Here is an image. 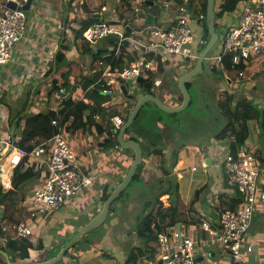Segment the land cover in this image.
Listing matches in <instances>:
<instances>
[{
  "label": "crops",
  "instance_id": "crops-1",
  "mask_svg": "<svg viewBox=\"0 0 264 264\" xmlns=\"http://www.w3.org/2000/svg\"><path fill=\"white\" fill-rule=\"evenodd\" d=\"M5 1L6 0H0V3H4ZM16 1L19 2V4H24L26 2V0ZM77 1L78 0H32L30 9L26 11L28 16L27 31L16 46L12 61L7 66H0V136L4 129L8 128L12 135H16L15 138L17 142L22 143L25 146H31L35 143H41L43 140L50 138L53 135L55 129L51 125L52 117L49 116V110L52 109V104L49 103V106H32V114L39 115L38 113H48L46 117L40 116L37 117L35 121L31 122H28V119L26 118L12 122L4 99L12 101L11 99L14 100L18 97L19 92L23 95L22 97L24 100L22 102H26V97H29L30 100L37 84L50 77H53V80L58 84H63V80L55 73L53 64L55 56L51 59L50 56L53 53L50 52H53V46L55 44L59 43L61 45L63 37L71 36V29H68L67 21L71 19V6L72 4H76ZM192 2L195 10L197 12H202L201 0H192ZM105 6L110 11V7L108 5ZM103 8L104 6L100 11H103ZM154 11H156L155 6L149 8V10L146 9L149 16L159 17V20L165 22L166 25L173 24L172 11L166 12L164 16L154 13ZM1 13L2 10L0 8V15ZM107 14L108 12H105L104 16H107ZM236 14L235 10L233 13H226L223 18L220 19L219 28L221 36L225 25L235 22ZM199 33L202 34V29ZM147 42L148 39L146 36V43ZM83 44L84 42L80 39L77 47L74 46L68 54L71 56L72 60L81 62L86 68L88 74L92 69V72L90 73V75H92V73H94V67H90L89 64V61L92 60L91 56L88 55L89 57H87V55L80 54L77 50V48ZM58 52H56L55 55ZM147 56H149V54H147ZM159 60L162 67L160 66L159 71L153 74H155V79L158 78L162 80L160 86H156L154 83L151 90L152 92L145 93L138 88L137 82L133 83L137 86L135 89L132 88L135 92H131L128 84L125 83L128 87L127 94H124L121 89V91L114 97H116L117 100L119 97H123V102L125 103L128 101L130 104V110L131 108H134L136 102L144 94L158 96L171 107L181 105L183 102V96L178 88L179 77L190 71L194 67H192V64L195 65L197 60L187 61L179 56L165 54H161ZM88 67H90V70ZM228 69L230 68L225 67L217 71H224L226 75ZM217 71H210L208 65L205 64L204 70L201 73L204 77L203 81H197L196 78L195 82L188 84H191V87H189L191 95L192 88L194 90L202 88L205 93L206 91L209 93V89H214L219 86V82H221L222 79L217 78L220 80L217 81L211 77H216L215 73ZM26 72H29L31 75L29 76ZM25 73L26 76L22 79L21 76ZM36 74H41V77L39 78ZM225 77L227 78V75ZM66 90L68 95L65 98L64 104L69 107L73 104L74 95L72 96V94L74 93V86L70 85ZM26 92L29 93V95H27ZM25 94L27 96H25ZM129 95L134 96V98L129 97ZM214 95L215 92L210 98L214 97ZM114 97H109V101L104 103V111L95 113L94 125L91 129L84 130L88 125L87 114L89 111H87V109L78 112L76 111L72 115L68 114L69 126L68 132H66L67 140L78 153L80 161L84 162L85 166L94 173L95 184L97 182L99 186L104 185L101 198L106 186H109V184L111 186L112 184L114 186L112 188L113 190L125 178L134 160V152L131 149L130 151H127L125 148L120 147L119 144L111 148L105 147V133L102 131H106L105 123L107 122V119H110L115 115L123 118L121 114L123 111L114 108ZM89 101L91 103L87 105H94L93 100L89 99ZM191 105L192 101L190 106L182 112L166 113L160 110L154 103H148L144 107V123L147 130L160 136L161 143L157 145L162 150V154L161 157H158L156 160L163 158L167 167L174 166L172 175L177 178L179 197L184 202L185 206L187 205L188 199L193 198V200H195L197 192L202 190L203 187H206L204 192L199 195L198 200H196L193 212L190 213L188 211L184 216L186 219L184 226L190 233H192L197 239L199 246L202 250L206 251L210 257L221 264H228V254L225 253L217 243L211 241L208 238L207 233L201 231L197 227L202 219L217 222L221 211V205L225 208H229L232 204L231 198L234 196V191L228 188L223 181L217 167V159L215 155L217 150L229 148L228 140L219 141L216 140L215 137L225 126L226 119L222 116L221 112V117L217 124L213 119L207 120L204 117L202 119L198 110L190 108ZM75 107L71 109V111L75 110ZM112 111H116V113L111 114ZM96 116H99V119H97ZM111 124L113 125L112 122ZM209 126L211 128H208ZM80 130L84 131L76 133ZM125 138L126 140L132 139L129 134H127V131ZM249 140L250 139L248 138L246 147H249ZM207 142H211L213 145L212 149L215 150L209 152L211 163L207 168L202 167V170H199L193 165L191 173L188 172L187 169L193 162V159L197 158L199 155L201 163H205L200 146ZM253 143L256 150L259 151L260 157L258 159L259 163L257 164L262 176H264V140H262L257 128ZM1 149L2 145L0 146V150ZM174 153L178 154V161L176 164L173 158ZM154 159L155 157L151 155L146 158L145 162L143 160L142 164H144V169L141 174V181L139 182V180H137L140 185H148L147 188L154 186L163 176L162 172L158 169V166L154 163ZM34 171V175H32L17 192V202L9 207L8 210L6 209L7 211L4 209L0 210V224L5 221H18L19 219L16 217L19 215L20 209L24 208V200H27L33 191L43 183L47 174L45 165L39 164V168L34 169ZM22 176H29V173H25ZM94 186L85 192V194L74 198L67 206L61 208L62 210L59 209L60 211L57 210L53 214L41 218V220L46 219L48 221L50 224V231L46 234L44 231L40 232L36 229V235L31 237V239H34H32L33 246L29 249V262L47 260L48 258L55 256L66 240L79 227L99 213L97 210H94L91 214H86L84 210L87 206L86 204H82L86 194L89 192L92 193ZM135 191L133 197L139 196V190ZM166 197L168 198V196ZM133 203L130 202L124 205L121 212H123L122 215L125 216H123L121 220L119 218H117L116 221L115 219H112L110 225L107 226L105 234L102 235V237H99L98 241L94 240L95 249L93 251H82L78 254L76 248H74L68 252L69 254L67 253L64 261L60 264H125L130 253L125 249V243L129 245V247H127L130 251L133 247L139 246L143 243V240L138 238L136 234L133 235L134 238L133 236L126 238V234L124 233V230H126V228L128 229L131 224H136V221L130 222L132 218L129 219V215H132L136 209L134 204L137 205V203ZM189 207L187 208L189 209ZM81 214H83V216ZM74 215H81L80 217L83 218L76 219L75 221H79L76 225H73V222H70V220L74 218ZM39 237H42L43 239L41 242L37 240ZM132 238L136 240H134L135 244H133ZM139 240L140 243L138 242ZM249 241H253L257 244L259 250L256 255H253L255 260H250L251 256H249L246 264H264V200L261 198L257 200L255 215L248 236L246 237L245 246ZM8 248L9 246H4L0 241V264H15L12 262L11 256L16 254V251L13 252ZM53 252L54 254H52ZM243 252H245V247H243ZM77 255L79 257L76 258ZM114 255L122 256L123 261L115 262V260H111L114 259Z\"/></svg>",
  "mask_w": 264,
  "mask_h": 264
},
{
  "label": "built area",
  "instance_id": "built-area-1",
  "mask_svg": "<svg viewBox=\"0 0 264 264\" xmlns=\"http://www.w3.org/2000/svg\"><path fill=\"white\" fill-rule=\"evenodd\" d=\"M8 1L0 3L1 67L12 61L16 46L27 31L28 22L26 11L8 7ZM154 2L157 4L156 0ZM144 5H148L144 0H133L130 7L122 4L121 9L113 7L109 11L104 6L103 11L108 12L107 16L101 17L99 23L83 32L82 41L94 46L91 59L94 62L93 72H100L97 84L101 86L102 94L110 98L121 91L122 84L137 83L139 77L146 78L157 73L161 54L196 61L205 44L206 40L199 31L206 16L195 10L192 0L163 2L166 12H173L171 25H166L155 16L149 22L150 16L146 9L149 10L151 6ZM126 8H131L130 12H126ZM236 13L235 22L225 25L218 45L206 58L210 71L227 67L228 61L230 69L239 73V65H248L252 58L264 56V0H243ZM120 14L123 16L120 17ZM110 35H116L118 43L109 48L112 55L105 64V59L99 55L97 44ZM60 47L59 43L53 46L51 59ZM119 61L123 63V68L118 66ZM26 73L21 76L22 79ZM242 73L244 72L239 74ZM36 76L40 78L41 74ZM51 78L53 77L49 79ZM154 83L160 86L162 80L157 78ZM62 85L57 83L58 89L51 94L50 101L56 117L51 118L55 131L50 138L28 151L20 146L8 128L0 136V189H13L16 170L26 159L46 167L47 174L43 183L24 204L32 219L41 220L42 217L53 214L95 185L94 173L80 161L66 136L69 112L80 102L91 103L85 94L92 86L85 90L82 80L78 79L74 86L73 104L67 107L64 101L68 92ZM96 118L99 119V116ZM111 122L116 128L124 125L123 118L118 115L113 116ZM212 147L211 144L209 152L215 151ZM215 155L223 181L234 193L241 194L242 198L235 209L221 205L217 222L202 219L197 227L228 254V264H246L247 258L256 255L259 250L253 241L247 242L246 246L245 243L257 200H264V176L258 167L255 150L246 147L232 154L228 148L217 150ZM202 165L203 168L208 167L205 163ZM36 225V222L31 224L26 220L2 222L0 241L4 246H9L12 241L34 237ZM176 226L165 227L157 232L154 245H151L153 250L143 247L132 264H221L206 251L199 249L197 239L185 226L182 230Z\"/></svg>",
  "mask_w": 264,
  "mask_h": 264
},
{
  "label": "trees",
  "instance_id": "trees-1",
  "mask_svg": "<svg viewBox=\"0 0 264 264\" xmlns=\"http://www.w3.org/2000/svg\"><path fill=\"white\" fill-rule=\"evenodd\" d=\"M91 4L95 3V0H89ZM133 0H109L108 6L111 8L116 7L118 9L122 8V4L125 6L128 5L130 7V3ZM243 0H216V27L219 28L220 19L226 13H233L239 3ZM202 3V12L207 15V0H201ZM147 6V5H146ZM86 9V16L81 19L77 24L69 23L67 21L68 29H71L72 36H65L61 40V48L59 52L55 55L53 59V64L55 68V73L63 80V86L67 88L71 86H75L78 79L82 80V84L84 89L86 90L88 87H91L86 92V97L94 101V105L90 106L83 102H80L75 108V110L70 111L69 115H72L76 111L86 110L89 111L88 116V125L84 128V130L91 129L94 125V117L96 112H102L105 110L103 108L104 103L109 101V97L103 95L101 92V86L97 84V80L100 76V72H94L90 75L86 72V68L84 65L77 61L72 60L71 56L68 54L73 47H77L78 41L82 39L83 32L89 28L91 25L100 22V14L96 13L94 9L90 8L88 4L84 5ZM103 5L99 6V10H101ZM131 8H126V12H130ZM123 13V12H122ZM123 15L120 14V17ZM202 35L206 40L205 44L202 45L201 49H203L210 38L207 26V20L205 19L202 23ZM118 43V37L116 35H110L107 38L98 42V50L99 55L105 59V64L109 62L112 53L109 48ZM93 47L91 44L84 43L79 48H77L78 52L83 55H87V57L91 56ZM89 55V56H88ZM118 66L123 68V63L119 61ZM161 66V63H160ZM162 67V66H161ZM227 67H229V62L227 61ZM239 73L244 72L248 74L249 80L258 81L260 77L264 75V56H259L256 58H252L248 65H239L238 67ZM231 70V69H230ZM238 73V75H240ZM216 77L219 79H223L225 81H229L225 76L224 71H217L215 73ZM155 74H150L147 78H144L141 83L138 84V88L145 93H151L152 88L154 86V78ZM240 77V76H239ZM241 79V77L239 78ZM239 81V80H238ZM245 82V80H240ZM191 87V84L188 85V88ZM257 86L253 88L256 89ZM57 82L51 79H45L37 84V87L34 89L32 96L29 100V97H26V102H18L16 100L11 99L12 101L5 100V103L9 110L10 120L16 121L21 119H28V122L35 121L37 117L48 115V113H38L39 115L32 114L31 109L34 105L41 106H49L51 94L53 91L57 90ZM128 96V95H127ZM134 98V96H130ZM217 98V104L220 109L222 116L226 119V124L223 129L217 134L216 140L229 141V151L232 154H236L239 149L246 148L247 140L250 136V126L254 124L257 126L259 130V134L264 140V106L258 104L255 101L254 97H249L246 94L242 93L240 95H235L230 92H219L215 94ZM29 100V101H28ZM31 101V102H30ZM30 102V103H29ZM152 104V103H149ZM70 107V106H69ZM129 110L125 117L123 116L124 124L127 121L131 111ZM145 117V108L142 109L137 119L134 121L132 126L127 130V134H129L130 138L136 140L143 151V160L146 161L147 157L153 155L155 157L154 163L158 166V169L162 172L163 176L159 180L160 184L165 186H160L157 193L153 196H149L146 199L145 206L143 209L144 215L137 222L135 234L138 238L143 240V243L139 246H135L130 251L128 258L125 264H132L137 257V254L142 251L143 247L146 249L153 250V247L150 245L151 242H155L157 232L161 231L165 227L176 226L178 224H184L186 219L185 215L189 211L190 213L194 210V204L196 200H198L199 195L204 192L206 187H203L202 190L197 192L195 200L191 202V206L189 209L185 206L184 202L179 197V186L177 183V178L172 175L171 168L165 165V161L163 158L160 160H156L158 157H161L162 150L158 147L157 144L161 143L160 136L158 134H153L151 131L146 129L144 123ZM112 118V117H111ZM110 118V119H111ZM110 119H107L105 123L106 131L105 133V147L111 148L118 144V134L120 132V128L114 127ZM84 130H80L76 133H80ZM15 134L13 135L14 139ZM17 141V140H16ZM19 143V142H18ZM20 146L26 150H31L39 143L32 144L31 146H25L22 143H19ZM130 151V149H126ZM177 153L173 154V158L175 160V164L178 161ZM39 168V163H33L30 160L26 159L22 163V165L16 170L15 178H14V186L13 189L5 191L3 188L0 189V210L4 209L8 210L9 207L13 206L17 200V192L20 190L21 186L27 182V180L34 175V169ZM144 169V164L138 168L136 176L132 180L131 184L138 179H141V174ZM25 173H29V176H22ZM130 184V185H131ZM148 185H146V188ZM208 189V186H207ZM111 193L110 187L106 186L104 193L102 195V200L105 202ZM152 194V193H151ZM149 194V195H151ZM162 196H168L169 202L168 206L161 201ZM128 198V188L123 191L112 204L111 212L115 208V204L120 202L123 199ZM241 194L234 193V196L231 198V206L229 208L235 209L239 205L241 201ZM7 209V210H6ZM96 214V213H95ZM94 217V216H93ZM94 239L86 236L84 240L79 242L75 248L76 252H88L93 251L95 249ZM33 246L32 239L25 238L19 241H12L9 244V250L13 252L16 251V254L11 256V260L14 263H26L29 262V249ZM69 254V253H68ZM79 257L78 255L76 258Z\"/></svg>",
  "mask_w": 264,
  "mask_h": 264
},
{
  "label": "rangeland",
  "instance_id": "rangeland-1",
  "mask_svg": "<svg viewBox=\"0 0 264 264\" xmlns=\"http://www.w3.org/2000/svg\"><path fill=\"white\" fill-rule=\"evenodd\" d=\"M164 1L165 0H156L157 4H159V8H156V11H154V13L161 15V16H164L166 14V10L164 9V5H163ZM144 3H146L145 0H144ZM85 4H88L90 8L94 9L95 12L99 13L100 17L103 18V17H105L104 11H100L99 6L108 5L109 0H96L94 4H91L89 0H78L76 4H74V5L72 4V6H71L72 7V9H71L72 15H71V19L69 20L70 21L69 23L75 22V24H77V22H79L81 19H83L86 16V9L84 7ZM144 7H146V5H144ZM151 8H153V6H151ZM217 31L221 36L220 28H217ZM71 36H72V34H71ZM89 64H90V67L91 66L94 67L93 60H90ZM193 66L194 65L192 64V67ZM90 67H88L89 70H90ZM90 72H92V69L90 70ZM226 75H227V78L229 79V81H225L222 79L221 82H219V86H217L214 89L213 88L209 89L210 90L209 93L207 91L205 93L204 89H202V88H199L197 90H194L192 88V95H191L192 96V105L190 108L194 109V110H198L200 113V116H202V119H203V117L206 118L207 120L213 119V120H215L216 124L220 120L221 114H220V109L217 105L218 100L215 97V95H214V97L210 98V96L214 92H215V94L216 93L218 94L219 92H230V93H234L237 96L244 93L249 97L250 96L254 97L255 101H257L258 104H260L261 106H264V75L262 77H260L258 79V81L249 80V79H247L248 74L242 73L241 75H238L237 71L230 70V69L227 70ZM239 76L241 77V79H239L240 78ZM211 77L213 79H216L217 81H220L215 76H211ZM203 79H204V77L202 76V74L197 76V81L202 82ZM242 79L245 80V82L240 81ZM127 84L129 86L130 91L135 92L134 89L137 86L134 85L133 82H127ZM255 86H257V87L255 90H253V88ZM132 88H134V89H132ZM26 94L29 95V93H27V92H26ZM26 94H25V96H27ZM73 95H75V93H73L72 96ZM22 96H23L22 93L18 92V98H17L18 102H22L24 100ZM123 101H124L123 97H119L118 100L116 97H114V108L117 110H122L123 112H121V114H122V116L125 117L126 113L130 110L129 109L130 104L128 103V101H127V103H125ZM50 104H52L51 101H50ZM131 106H132V104H131ZM112 113H116V111H112L111 114ZM208 128H211V127L209 126ZM256 128H257L256 125L251 124L250 136H249L250 140H249V147L248 148L255 150L256 161H257V163H259L258 159L260 157V154H259V151L256 150V147L253 143V140L255 139ZM66 132H68V126L66 127ZM193 165H195L199 170L203 169L202 168L203 165H202L201 160H200V155L197 158L193 159V162L190 164L189 168L187 169L188 172L191 173V169H192ZM171 167H174V166H171ZM173 171H174V168H171V173H173ZM138 180H139V182L141 181L140 179H138ZM109 186H110V184H109ZM160 186H165V184L164 185L160 184L159 180L155 183L154 186H150L149 188H146V185H144V184L140 185V183H138L137 181H134L128 188V198L123 199L120 202L116 203L114 205L115 206L114 210L112 212H110V214H109L107 220L104 222V224H102L101 227H99L98 229L89 233L88 236L90 238L94 239L95 241H98L99 237H102V235H104L105 232L107 231L106 230L107 226L110 225L112 219H115V221H116L117 218H119L121 220L123 218V216H125V215H122L123 212H121V209L124 207V205H126L130 202H132V203L134 202V203H137V205H135L133 203L134 207H136V209L132 215H129V219L132 218V220H130V222L136 221V224L135 225L131 224L128 229L126 228V230H124V233L126 234V238L133 236L135 234V231H136L137 221H139L142 218V216L144 215L143 209L145 206L146 199L149 196H153L154 194H156L158 189L160 188ZM103 187H104V185L99 186L96 182L92 193L89 192L86 194V197L82 201V204H86V206H87L86 209L84 210V212H86V214H91L94 210H97L99 212L101 210V208L103 207L104 202L101 198V193H102ZM113 187L114 186L111 184V186H110L111 191H112ZM135 190H139V193H140V195L137 197H133L135 192H136ZM149 194H151V195H149ZM192 200H193V198H190L187 200L186 207H189L191 205ZM161 201H163L166 206L169 205L168 204L169 199L166 196H162ZM25 202H26V200H24V204H25ZM67 209H70V208H67ZM81 215L83 216V214H81ZM81 215H74V218L71 219L70 222H73V225L78 224L79 221H75V220L76 219H83L80 217ZM16 218L19 220H26L31 224H33V222L34 223L36 222V224H37L36 229L40 232L44 231L47 234L50 231V229H49L50 224L48 223V221L46 219H43V220L32 219L31 216L27 213L25 207L20 209L19 215ZM70 226H71V224H70ZM121 226H123V225H121ZM183 226H184V224H178V226H176V228L182 230ZM133 238H134V236H133ZM133 238H132V242H133V244H135L136 240ZM32 239H34V238H32ZM37 240L39 242H41L43 239H42V237H39ZM138 242L140 243V240ZM133 244H132V246H133ZM125 245H126L125 249L128 252H130V250L128 248L129 245L127 243H125ZM150 245H154V241L151 242ZM199 249L202 250L201 247H199ZM118 253H120V252H118ZM52 254H54V252ZM251 259H252V261L255 260L253 256L250 257V260ZM111 260H115V262H122L123 257L116 255L114 257V259H111Z\"/></svg>",
  "mask_w": 264,
  "mask_h": 264
},
{
  "label": "water",
  "instance_id": "water-1",
  "mask_svg": "<svg viewBox=\"0 0 264 264\" xmlns=\"http://www.w3.org/2000/svg\"><path fill=\"white\" fill-rule=\"evenodd\" d=\"M146 3L151 6H155L156 8L159 7V5L156 4L154 1H146ZM31 4H32V0H26V2L21 5L12 0H9L7 2L8 7L12 9L18 8L24 11H28L31 7ZM206 20H207L208 32L210 35L209 41L207 45L201 50L194 67L190 71L181 75L178 80V88L183 96L182 104L176 107H171L158 96H155L153 94H144L136 102L127 121L121 127L117 139L118 144L122 148L131 149L134 152V160L125 178L111 191L109 197L104 202L103 207L101 208L99 213L95 215L91 220L86 222L84 225L79 227L66 240V242L63 244V246L55 256L42 261L15 263V264H60L64 261L69 251L73 250L75 246L79 242L84 240L89 233L98 229L99 227H101L102 224H104V222L107 220L111 212L112 204L114 203L115 199L117 198V196H119L123 191H125L128 188V186L131 184L132 180L136 176L138 168L143 163V151L140 144L136 140H132V139L126 140L125 138L126 131L132 126V124L134 123V121L137 119L140 112L142 111V109L145 107L146 104L154 103L160 110L166 113H179L184 111L190 106L192 101V96L189 91L188 84L195 82L197 76H199L203 72L204 66L206 64L207 56L216 48L220 40V35L216 27V0H207ZM148 21L149 22L152 21V16H150ZM142 80L143 77H139L137 80L138 84L141 83ZM121 89L124 94H127L128 91L127 85L123 84L121 86ZM49 116L55 118L56 112L50 109ZM210 146H211V142H207L200 146V150L203 154L204 162L206 165H209L211 163V159L209 156Z\"/></svg>",
  "mask_w": 264,
  "mask_h": 264
}]
</instances>
